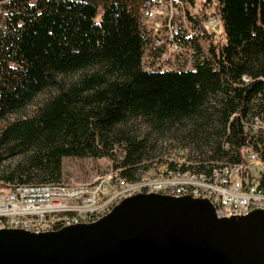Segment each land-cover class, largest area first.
Returning a JSON list of instances; mask_svg holds the SVG:
<instances>
[{"label": "trees", "instance_id": "1", "mask_svg": "<svg viewBox=\"0 0 264 264\" xmlns=\"http://www.w3.org/2000/svg\"><path fill=\"white\" fill-rule=\"evenodd\" d=\"M147 1L0 0V123L49 93L0 129V186L61 183L66 157L137 182L174 144L190 163L169 169L250 171L247 152L264 169V0H215L224 37L184 38L165 60L145 57Z\"/></svg>", "mask_w": 264, "mask_h": 264}, {"label": "water", "instance_id": "2", "mask_svg": "<svg viewBox=\"0 0 264 264\" xmlns=\"http://www.w3.org/2000/svg\"><path fill=\"white\" fill-rule=\"evenodd\" d=\"M0 264H264V209L222 218L208 199L139 193L94 223L0 229Z\"/></svg>", "mask_w": 264, "mask_h": 264}, {"label": "built area", "instance_id": "3", "mask_svg": "<svg viewBox=\"0 0 264 264\" xmlns=\"http://www.w3.org/2000/svg\"><path fill=\"white\" fill-rule=\"evenodd\" d=\"M141 15L151 34L146 58L157 52L179 53L187 37L203 38L208 33L216 39L224 37V24L215 0H202L199 9L188 0H149ZM254 126L264 129L259 117L255 118ZM245 157L250 164H262L256 153L247 152ZM246 168L244 164L222 162L207 174L166 166L144 174L137 182H128L112 172L78 186L63 183L0 186V229L45 233L94 223L124 199L139 193L208 199L218 217L244 215L264 209V188L259 187L252 168L250 171Z\"/></svg>", "mask_w": 264, "mask_h": 264}, {"label": "rangeland", "instance_id": "4", "mask_svg": "<svg viewBox=\"0 0 264 264\" xmlns=\"http://www.w3.org/2000/svg\"><path fill=\"white\" fill-rule=\"evenodd\" d=\"M202 6V0H197L196 8L199 9ZM196 10V9H194ZM101 11V9H100ZM222 39L221 36H219ZM170 55V53L161 54V59L165 60ZM49 93H42L40 94L37 99L30 105H28L25 109H23L20 113L12 115L9 117L8 120H5L0 123V129L11 120L16 118H22L25 116H29L33 113L36 105L41 103ZM168 142L167 145H169ZM174 144V142H172ZM175 146L171 147V149L166 150V154L162 162H157L148 173H154L162 169L163 167L168 166V163L174 162L177 163L179 166L187 163L189 164L188 155L189 151L182 149L180 146L174 144ZM17 159H13L11 162L15 163ZM252 172L254 175H258L259 173L263 172V168L259 162L251 163ZM113 168L111 162L107 158H90V157H66L64 159L63 164V184L68 186H78L81 184L93 182L95 179L99 178L100 176L106 175L108 173H112ZM114 173V172H113Z\"/></svg>", "mask_w": 264, "mask_h": 264}]
</instances>
